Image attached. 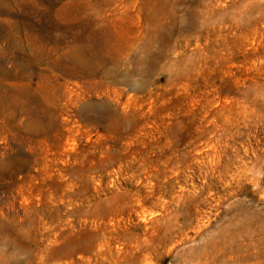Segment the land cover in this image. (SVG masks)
Wrapping results in <instances>:
<instances>
[{"label":"rangeland","instance_id":"rangeland-1","mask_svg":"<svg viewBox=\"0 0 264 264\" xmlns=\"http://www.w3.org/2000/svg\"><path fill=\"white\" fill-rule=\"evenodd\" d=\"M0 264H264V0H0Z\"/></svg>","mask_w":264,"mask_h":264}]
</instances>
